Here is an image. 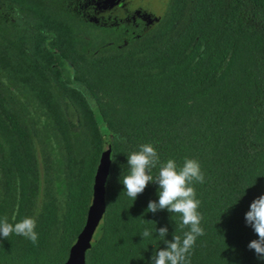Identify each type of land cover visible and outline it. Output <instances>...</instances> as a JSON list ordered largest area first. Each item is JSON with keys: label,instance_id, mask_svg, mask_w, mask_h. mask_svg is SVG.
Listing matches in <instances>:
<instances>
[{"label": "trees", "instance_id": "trees-1", "mask_svg": "<svg viewBox=\"0 0 264 264\" xmlns=\"http://www.w3.org/2000/svg\"><path fill=\"white\" fill-rule=\"evenodd\" d=\"M104 140L105 210L86 264H150L166 247L156 229L189 230L179 214L145 212L156 183L133 201L118 182L144 143L201 165L190 264H264L245 222L264 194V0H0V219L32 217L39 236L0 237V264L66 260Z\"/></svg>", "mask_w": 264, "mask_h": 264}, {"label": "clouds", "instance_id": "clouds-1", "mask_svg": "<svg viewBox=\"0 0 264 264\" xmlns=\"http://www.w3.org/2000/svg\"><path fill=\"white\" fill-rule=\"evenodd\" d=\"M127 174H120L118 182L123 185L126 194L135 201L143 193L149 182L158 185V200H150L145 212L153 214L167 210L171 214H179L181 224L188 227L183 238L173 235L166 240L167 226L156 229V233L166 247L159 248L151 257L150 264H190L188 257L194 247L197 237L204 234L201 227L202 216L198 212L200 201L196 198L193 182L203 183L204 173L201 165L195 159L185 158L182 166L174 159L161 161L157 150L151 143H144L137 151L127 154ZM157 174L152 175V170ZM110 179V177H109ZM14 219V218H13ZM245 222L257 234L258 239L251 240L247 247L254 250L258 258L264 259V194L252 200L249 210L245 213ZM36 220L25 217L16 223H9L7 217L0 219V237L8 239L15 233L23 236L31 243H38V233L35 231ZM152 232L147 228L141 233L143 238L150 237Z\"/></svg>", "mask_w": 264, "mask_h": 264}, {"label": "water", "instance_id": "water-1", "mask_svg": "<svg viewBox=\"0 0 264 264\" xmlns=\"http://www.w3.org/2000/svg\"><path fill=\"white\" fill-rule=\"evenodd\" d=\"M111 147L112 144L109 140L103 141L100 158L94 173L92 199L87 209L86 220L62 264H86L85 252L90 246L93 234L105 210V181L110 165Z\"/></svg>", "mask_w": 264, "mask_h": 264}, {"label": "rangeland", "instance_id": "rangeland-1", "mask_svg": "<svg viewBox=\"0 0 264 264\" xmlns=\"http://www.w3.org/2000/svg\"><path fill=\"white\" fill-rule=\"evenodd\" d=\"M100 130L102 132L103 137L107 139L109 136V131L105 128V126H100Z\"/></svg>", "mask_w": 264, "mask_h": 264}]
</instances>
